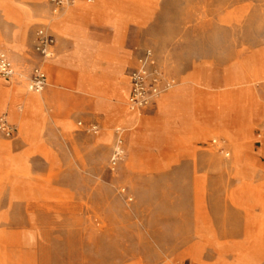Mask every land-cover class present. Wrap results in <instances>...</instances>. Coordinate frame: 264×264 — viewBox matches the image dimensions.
I'll use <instances>...</instances> for the list:
<instances>
[{"label": "rangeland", "instance_id": "374dc122", "mask_svg": "<svg viewBox=\"0 0 264 264\" xmlns=\"http://www.w3.org/2000/svg\"><path fill=\"white\" fill-rule=\"evenodd\" d=\"M101 5L112 6L127 27L123 76L134 57L151 50L176 82L171 92L187 84L179 110L189 109L190 128L181 111L168 130L158 107L134 113L140 117L130 124L120 107L101 121L105 115L85 106L75 73L47 68L40 94L56 83L70 107L51 111L38 131L50 157H0V264H264V192L244 203L237 192L242 184L264 191V78L254 83L253 72L264 53V0H95L48 15L54 21L76 9L101 15ZM0 11V49L28 77L40 62L29 43L33 27L22 49L11 51L7 24H19ZM91 24L92 18L83 21L88 32ZM98 29L105 32L99 53L108 49L111 58L114 32ZM249 83L259 108L247 98ZM24 86L34 94L27 80ZM92 123L98 134L87 131ZM117 129L125 157L114 167Z\"/></svg>", "mask_w": 264, "mask_h": 264}, {"label": "crops", "instance_id": "0c3cea01", "mask_svg": "<svg viewBox=\"0 0 264 264\" xmlns=\"http://www.w3.org/2000/svg\"><path fill=\"white\" fill-rule=\"evenodd\" d=\"M23 1L25 0H0V9H3L5 12L7 11V13L19 24V26H16L6 23L12 29L7 38V48L11 51L21 50L25 43L26 29L28 27H33L29 43L34 53L38 30L42 27L48 28L49 26L50 29L53 30V32L51 30L50 32L56 38L57 45L55 49V58L45 64L48 79L49 71L47 68L49 67H51V69L53 68L54 72L58 74L62 72L66 73L68 76L75 73L80 83L81 98L85 106H90L87 107L88 110L93 109L96 113L98 112L105 115L101 118V121L106 122L107 118L114 115L117 112L116 109L119 107L124 110L123 119L126 123L130 124L136 121L140 116L134 114L128 107V98L131 92L130 73L135 67L138 57L142 53L133 58V62L128 69V75L124 77L122 67L124 65L125 55L121 52L120 45L124 42L127 27L121 19H114L116 16L114 15L112 6L106 8V6L101 5L100 12H103L101 15H97L96 11L93 9L89 11L76 9L74 10L73 16L65 15L62 20L54 21L55 19L48 15L50 12L51 14L53 13V9L49 2L37 0L31 4L27 3V5L31 6L28 7L25 6ZM111 2H113V0H111ZM81 6L84 5L81 4ZM0 13L2 12L0 11ZM91 18L93 19V24L91 25L95 28L92 29L91 32H88L85 26H83V21ZM45 22H47V24H45ZM99 27L101 29L110 28L114 32V41L111 42L112 45L110 49L114 53L111 58L115 59V62L118 63L114 68L109 66L111 58L105 53L108 49H103L102 53H99L100 47L105 45V42H103L105 32L103 33L102 30H99ZM95 49L96 52L94 53L92 50ZM262 56H264V53L260 54L255 64L259 62V58ZM35 57L37 56L35 55ZM253 72L254 83L264 78V73L262 71H255L253 68ZM55 81L57 80L55 79ZM254 83H249L247 86V98L249 99L252 95L257 101V108V106L261 104V99L254 92ZM186 85L187 84L184 83L182 88L179 87L172 92L170 91L164 94L162 101L158 100L153 106L158 107L161 114L164 115L162 119L163 124L168 127V130L170 127L174 128V120L177 119L182 112L186 116V122H189L191 119L189 109L183 110L181 108L182 112L179 110V101L182 96L185 97L186 95ZM11 86L13 87H8L0 83V114H4L11 122L17 123L19 125V131L13 139L9 140L2 138L0 135V157H25L27 159L28 157H50L43 153L38 131L42 129L43 125L49 120L50 113H65L70 107L68 102L65 103L64 101L63 103L62 101L65 97L62 92L63 90L57 86L56 83H53L45 94L34 93L30 95L27 93L24 84H20V82L13 81ZM177 104L178 106L175 108ZM19 105H23L24 109L18 110ZM259 107L260 105L258 108ZM258 114V109H256L251 120L252 122L249 124V127L248 125L246 126L247 129L253 126L254 118L257 117ZM85 126L86 129L97 127L98 131L100 128L96 123ZM188 128H190L189 124ZM195 128L196 124L194 122L192 129L195 130ZM98 131L95 132V134H98ZM117 131H122V129H117ZM208 133L212 134L210 132H205V134ZM226 136L230 138L231 134L226 132ZM208 138L209 135H207V139ZM259 139L264 141V135H259ZM243 148L245 147H242L241 144L236 147L235 152L238 157L242 156ZM210 155L213 156V153H210ZM23 173L24 176H27L28 172L23 171ZM262 183H264V181ZM243 185L245 184H242L237 191L239 193V199L243 203L250 201L251 194L259 195V193L264 192L260 191L262 190L260 184L251 191Z\"/></svg>", "mask_w": 264, "mask_h": 264}, {"label": "built area", "instance_id": "2783aa9c", "mask_svg": "<svg viewBox=\"0 0 264 264\" xmlns=\"http://www.w3.org/2000/svg\"><path fill=\"white\" fill-rule=\"evenodd\" d=\"M53 14H58L68 6L77 2L89 4L95 0H48ZM56 38L47 27H42L36 34L34 53L39 63L32 69L29 76H25L14 65L9 54L0 50V79L12 83L13 81L25 84L31 93H42L48 86V73L45 64L56 56ZM131 92L128 98V107L133 113L142 114L153 107L161 96L174 89L176 82L159 64L151 50L144 51L137 59L135 67L130 73ZM264 98V84L262 85ZM90 133L98 131L97 127L87 129ZM17 129L12 126L7 118L0 116V133L7 139H13L17 135ZM125 139L122 131H117L116 144L112 153V166L116 167L125 157ZM183 264H195L187 261Z\"/></svg>", "mask_w": 264, "mask_h": 264}, {"label": "bare ground", "instance_id": "6f19581e", "mask_svg": "<svg viewBox=\"0 0 264 264\" xmlns=\"http://www.w3.org/2000/svg\"><path fill=\"white\" fill-rule=\"evenodd\" d=\"M65 15V14H64ZM72 16V15H71ZM52 21V20H51ZM258 64V70L262 71L264 73V56L259 58ZM162 98V97H161ZM248 111V110H247ZM200 259V258H199Z\"/></svg>", "mask_w": 264, "mask_h": 264}]
</instances>
